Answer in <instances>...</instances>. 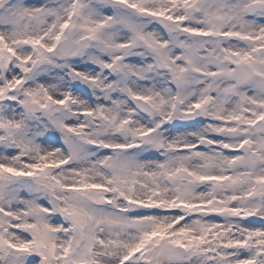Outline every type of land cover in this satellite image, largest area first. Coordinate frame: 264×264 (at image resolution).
<instances>
[{"label":"snow or ice","instance_id":"snow-or-ice-1","mask_svg":"<svg viewBox=\"0 0 264 264\" xmlns=\"http://www.w3.org/2000/svg\"><path fill=\"white\" fill-rule=\"evenodd\" d=\"M0 264H264V0H0Z\"/></svg>","mask_w":264,"mask_h":264}]
</instances>
